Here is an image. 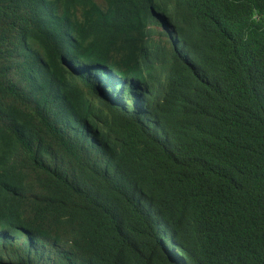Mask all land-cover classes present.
I'll return each instance as SVG.
<instances>
[{"label":"trees","instance_id":"trees-1","mask_svg":"<svg viewBox=\"0 0 264 264\" xmlns=\"http://www.w3.org/2000/svg\"><path fill=\"white\" fill-rule=\"evenodd\" d=\"M0 264H264V0H0Z\"/></svg>","mask_w":264,"mask_h":264}]
</instances>
